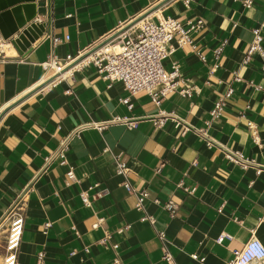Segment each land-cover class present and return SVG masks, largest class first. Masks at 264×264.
Here are the masks:
<instances>
[{"label": "crops", "instance_id": "crops-1", "mask_svg": "<svg viewBox=\"0 0 264 264\" xmlns=\"http://www.w3.org/2000/svg\"><path fill=\"white\" fill-rule=\"evenodd\" d=\"M189 1L185 8L183 0H35L34 18L46 24L45 33L23 53L5 43L0 221L33 183L23 198L16 264H36L39 254L42 264H227L250 238L264 247V173L228 162L197 134L202 130L217 145L264 166V61L253 55L244 63L252 29L264 22V0L248 8L242 0ZM163 17L201 26L189 35L195 50L177 48L162 61L165 71L177 64L178 86L189 96L175 91L156 106L145 93L129 96L121 83L104 80L86 58L121 29ZM260 35L264 51V29ZM51 37L60 42L51 46ZM49 54L70 69L66 77L43 72L40 64ZM67 56L74 59L70 66ZM125 98L130 107L121 103ZM218 100L222 115L209 120ZM158 111L173 113L196 131L183 133L170 121L153 127L148 118ZM116 116L136 124L81 131L69 141L66 163H54L37 177L43 158L72 129ZM116 160L125 175L116 174ZM142 191L148 196L138 211ZM5 234L2 223L0 264ZM163 248L171 263L162 260Z\"/></svg>", "mask_w": 264, "mask_h": 264}, {"label": "built area", "instance_id": "built-area-1", "mask_svg": "<svg viewBox=\"0 0 264 264\" xmlns=\"http://www.w3.org/2000/svg\"><path fill=\"white\" fill-rule=\"evenodd\" d=\"M46 5H49L50 0H45ZM255 0H242L244 7H250ZM189 0H183L185 8L189 6ZM34 23H44L40 19L34 18ZM187 27H183L180 22L171 17H163L158 19L156 22L143 20L139 25L131 26L121 34L117 35L111 43L118 45L117 51H112L108 46L110 42L95 52H93L86 59L94 66L97 73L110 84L114 82L121 83L124 90L133 96L137 93H145L153 104L158 106L167 95L177 91L181 96H189L187 89H180L178 86V66L177 64L172 65L170 71H165L162 67V61L171 55L177 48L189 46L192 50H195V46L192 44L190 39V33L198 30L201 26V22L190 24ZM264 29V22L254 29L253 41L246 50L244 63L249 60L253 55H258L264 61V51L261 46L262 37L260 30ZM67 39V37L65 38ZM60 39L51 37L50 44L54 46L59 43ZM5 43H9L5 40H0V57L4 55ZM221 48H217L213 51L215 57L219 55ZM201 57V56H200ZM201 59H203L201 57ZM68 66H70L74 59L67 56L66 59ZM45 74H50L54 79L60 80L69 74L70 69L65 71V66L52 55L49 54L47 59L40 64ZM74 67V66H73ZM76 67V66H75ZM238 81V78H235ZM232 92L228 90L227 96ZM121 103L129 106V98L121 100ZM223 102L218 100L214 103L213 107L209 111V120L218 119L223 112ZM148 121L153 127H162L167 121L174 124L175 128L182 129V132L194 131L188 123L178 118L173 113L158 111L154 116L148 118ZM111 124H123L126 127H134L136 121L126 118L113 117L109 121L100 123H83L74 129L62 139L58 147L43 158V163L38 172L40 176L43 172L54 164L64 165L66 158V151L68 149L69 141L78 135L85 129H96L102 131L108 125ZM208 125V122H206ZM248 128L252 129V125L248 124ZM196 131V130H195ZM197 134L200 135L206 147L216 148L222 152L223 157L230 163L238 166L239 168L253 169L256 174L264 173V166L256 163L254 159L245 158L241 154L223 148L217 145L212 139L208 138L202 130H197ZM253 141L258 142V138L255 132H252ZM115 172L116 174L125 175V165L119 161H115ZM66 179L73 181L74 176L71 170L66 173ZM33 183L27 186L26 191L21 195H18L14 199L9 211L3 214L0 221L1 224H5L6 234L2 244L3 257L2 264H16V257L21 240L23 231V203L24 195ZM124 188L127 191H132L128 182L123 183ZM140 196L135 204V209L138 211L142 210V201L148 196L147 192H140ZM81 200L85 203L86 199L84 195H80ZM164 208L169 210L171 213L174 212L172 203H167ZM219 210V209H218ZM145 220L148 218L145 217ZM151 222V219H148ZM97 225L94 224L93 227ZM3 227V226H2ZM158 238L163 239L164 235L162 232H158ZM223 237L217 239V243H221ZM232 259L227 264H260L264 261V247L256 239L250 238L240 250L233 251ZM193 260L203 262V258H199L197 255H191ZM162 260L167 263L172 262L171 255L162 249ZM42 264V255L37 256V263Z\"/></svg>", "mask_w": 264, "mask_h": 264}, {"label": "water", "instance_id": "water-1", "mask_svg": "<svg viewBox=\"0 0 264 264\" xmlns=\"http://www.w3.org/2000/svg\"><path fill=\"white\" fill-rule=\"evenodd\" d=\"M35 15V0H0L1 38L8 41L18 52L23 53L28 50L46 30L45 23L38 24L33 22ZM133 24L118 31L116 35L96 47L94 51L111 42L117 35Z\"/></svg>", "mask_w": 264, "mask_h": 264}, {"label": "bare ground", "instance_id": "bare-ground-1", "mask_svg": "<svg viewBox=\"0 0 264 264\" xmlns=\"http://www.w3.org/2000/svg\"><path fill=\"white\" fill-rule=\"evenodd\" d=\"M107 48H109L112 51H117L118 45L116 43H113L112 45L108 46Z\"/></svg>", "mask_w": 264, "mask_h": 264}]
</instances>
